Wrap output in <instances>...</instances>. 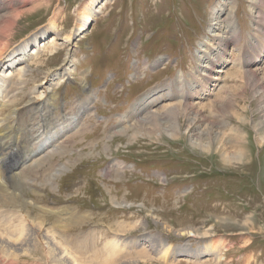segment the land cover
<instances>
[{
	"label": "rangeland",
	"instance_id": "1",
	"mask_svg": "<svg viewBox=\"0 0 264 264\" xmlns=\"http://www.w3.org/2000/svg\"><path fill=\"white\" fill-rule=\"evenodd\" d=\"M104 1H98L100 12L84 35L69 41L64 38L73 35L81 13L94 5L92 0H29L23 7L19 3L17 10H31L17 17L10 31L14 12L0 17V31L5 29L0 60L52 21L56 28L42 38L47 41L53 34L59 43L53 56L41 53L29 62L22 87L10 93L17 107L14 129L32 152L30 158L22 157L17 172L38 166L35 176L16 190L20 201L45 207L47 220L57 212L83 214L85 220L72 228L76 235L69 247L90 231L99 232V240L97 246L90 241L82 248L76 264H102L104 244L113 237L108 225L117 223L123 225L121 241L158 235L193 256H170L163 249L158 256L145 257L127 248L116 264H264V92L259 96L264 91V53L259 50L264 52V1ZM228 24L233 27L228 29ZM235 28L239 36L232 38ZM218 37L226 42L225 51ZM69 55L75 71L54 87L56 99L48 101L47 113L50 127L64 118L70 127L61 134L54 129L52 146L42 148L38 138L43 111L27 101L42 91L41 83ZM212 66L213 79L206 77L200 84L205 87L186 113L161 111L181 99L177 81L197 83L202 67ZM253 78L261 81L257 90ZM247 79L250 83L241 90ZM173 84L174 94L164 98V89L172 90ZM8 92L5 85L1 93ZM136 104L137 113L132 112ZM199 132L201 141L196 138ZM14 157L8 166L20 158ZM49 162L52 167L47 169ZM212 243H217L213 250ZM34 257L43 260L38 251ZM20 259L30 264L34 258Z\"/></svg>",
	"mask_w": 264,
	"mask_h": 264
},
{
	"label": "bare ground",
	"instance_id": "2",
	"mask_svg": "<svg viewBox=\"0 0 264 264\" xmlns=\"http://www.w3.org/2000/svg\"><path fill=\"white\" fill-rule=\"evenodd\" d=\"M28 1L29 0H17V1L16 0H0V17H2L3 13L7 11L10 12V14L14 12L13 13L14 16L12 18H9V21H8L9 31H10L9 28H12L13 24L16 22L17 17L24 14V12L31 10V9H25L23 11L17 10L16 5L21 3L19 7H23V4L27 3ZM98 1L99 0H92L91 3H93L94 5H92V7L88 9V11H85L84 9V11L81 13V15L83 16L79 19V24L73 28V31H71L73 35L71 36L67 35L64 38L65 41H69L72 37L75 38L74 35L76 36H79L81 34L84 35L85 29H87V27L92 22L94 17L100 12V7L102 5L99 6ZM42 4H45V2H42ZM260 14H261V11L260 9L257 8L256 10L257 19H260V16H261ZM53 16H55V14ZM53 22L54 21L50 22L48 27L45 28L42 33L36 34L32 37L30 36L31 39H29L28 41L25 40L23 41L21 46H17L11 49L7 53V55L2 57L0 60V264H26L25 261H21L20 259L22 255L31 256L34 258L30 264H76L77 257L82 256L84 254L82 248L85 247L87 243L90 241L93 242L95 246H97L98 244L97 242L99 240V232L90 231L84 234L82 238L80 237L81 239L76 238L75 247H69L68 242L71 240V237H74L76 235V234L74 236L72 235V232H73L72 228L74 226L80 225L82 221L85 220V217L83 216V214L81 215L78 211H72L71 213L69 212V214H71L69 215V214H66V212L54 213V210H50L51 212L54 213V215L51 217L52 220H47L45 217H46V214L49 213V211H46L47 209L45 207H40L39 204L27 205L26 203H24L23 199H22L23 202L20 201V199L22 198L20 193L16 194L17 192L16 190L20 191L22 186L26 184L25 181L27 180V178H31L32 176H35V174L32 175V173L37 170L38 166H35V167L31 166L21 172H17L18 168L22 165V162L24 160L22 157L30 158V156L32 155L31 154L32 152L29 146L25 144L26 142L25 138H23L20 133L17 134L16 130L14 129L15 126L17 127V121L14 119V114L17 112L16 110L17 107L13 108L15 107V104H13L15 100H12L13 95H11L10 93L12 92L11 89L13 87H15V89L17 88V90L22 87L24 83V76L26 75V71L29 68V62L33 58L35 57L37 58V56L41 53H47L48 55L53 56L55 53L58 52L57 45L59 43H56L57 37H55V35L53 36L52 34L51 35L52 37L48 39L47 41H44V39L42 38V35L46 36L49 32L52 31L51 28L52 29L56 28ZM227 27L228 29H230L231 27H233V25L228 24ZM2 29L5 30L4 28ZM3 30L0 31V35H2L1 32ZM234 32L235 33L233 34L230 32L232 38H235L237 35L239 36L236 28ZM5 33H7V31ZM39 38L41 39L39 40ZM2 41H0V43ZM218 41L221 43L219 47L221 49H224L225 47L223 44H225L226 42L221 37H218ZM259 45H257V47L255 48L258 49ZM247 46L251 50L254 49V45L250 42L247 43ZM259 50L261 51L260 52L261 54L264 53L261 50V48H259ZM246 52H248V49L246 50ZM247 54L248 53L245 54L246 61L249 64H251ZM203 57L206 58L207 55ZM208 59L210 62L209 57ZM211 61H213L214 63L218 62V60H215L214 58H212ZM61 65H62L61 67H56L55 70L51 71V73L47 77L46 82L41 83V84H45V85H42V91H39L40 93L37 94L33 98L29 97V100L27 101L28 105L30 104H32L33 106L36 105L35 109L37 110L41 109V111H43V115L41 116L42 120L40 121L41 124H39L41 136L40 138H38V145H40L42 148L46 147L47 145L50 146L53 143L54 138L52 137V135L54 134V129L57 130L56 131L57 134L58 133L61 134L60 132L62 129L67 130V127H70V123L67 122L69 119L67 120L66 118H64V120L61 121L62 124L53 125L52 127H50V124H48L50 123V120H51V117H49V113H47L48 101H54V99H56V93L54 91L55 90L54 87L58 86V82L61 78L70 76L75 71V68L73 66V60L70 58V55L65 59L64 63ZM211 69H213V66L212 67H202L203 73L199 75L201 76V79L198 78L197 83L193 79L190 81V80H186L185 78L180 81H177L176 85L178 86L179 84L180 86L179 89L182 92L181 99L179 100L177 105L170 106V104H168L169 107H165L161 111L164 112L167 110L168 113H172V114L176 113V111H179V113H183V114L186 113L187 109L190 108V107L188 108V106H190V104L193 103L192 102L193 97L198 94V91L199 92L201 91V88L205 87V86L200 87V84L206 81V77H209L210 80L213 79L211 77V72H210ZM253 71L250 70L248 72L250 76L255 77L256 75H255V72ZM237 72L235 71L234 73H237ZM255 78H253L255 82L252 83V86L253 88H255V90H257V88H259L262 85L260 84L261 81L256 80ZM14 82H16L17 85H14ZM251 82H253L252 79H251ZM244 83L249 84L250 79H247L246 82H243L242 84H240V86L242 87L241 90L245 89L243 85ZM217 84L218 83L214 85H217ZM5 85H7L9 89L8 96H5L3 93H1V90H3ZM177 88L178 87H176V89ZM174 91H175V86L173 84L172 90H169V88L164 89L163 97L167 98L168 96L174 94ZM263 92L264 91H261L259 96L262 95ZM262 97H264V94L262 95ZM37 105H41V106L37 107ZM211 105L210 107H213L214 104L212 106ZM193 107H194V104H193ZM8 108L10 109V112L8 114H4L5 111H8ZM196 109L198 110V108ZM263 109H264V106H263ZM138 111H139V108H138V105L136 104V107L135 109L132 110V112L137 113ZM140 112H141V107H140ZM168 113H165L166 117L170 116V114ZM194 115L196 114L194 113ZM192 120H195V119L192 118ZM211 124L213 126L212 120H211ZM153 125H156V124H153ZM159 126H160V123L156 125L157 128H160ZM208 131L212 132L213 130L210 128ZM27 132L28 130L26 131V133ZM29 134L31 136L33 135V132ZM202 134L203 132L201 133L199 132L196 134L198 135L196 138L199 139V141L203 139ZM207 134H208L207 139H209L210 133L207 132ZM25 148L26 150H24ZM10 157H14V158L20 157V158L12 162L11 165L8 166V163L12 161ZM4 164L7 166H5ZM46 167L47 169H50L52 167L51 162L47 163ZM14 169L16 170L14 171ZM6 176L8 180L11 181V185L7 184ZM11 188H13V191L11 190ZM23 203L25 204V208L22 207ZM31 207L37 210L36 214L31 213V209H30ZM10 208H13V209H10ZM39 209L41 212H38ZM113 227H117V229L116 228L114 229ZM113 227L108 225V228L112 231L111 234L113 233V237L111 239H107L106 243L104 244V249H106V252H105V260L102 261V264H106L107 261H109L108 264H116V259L119 258V255H121L122 260H123L124 258L123 255L125 251L124 252L122 251L126 250L127 248H128L127 251L129 252L130 250L135 249L138 256L140 254L145 253V257H147L150 253H154L155 255L157 254L158 256V254L163 249H166L167 253H169L170 256H173V255H176L177 257H179L180 255H183L184 257L193 256L192 253H190L186 249H182L181 247H176V248L171 247L168 243H166L158 235L154 236V235L146 234V235L139 236L137 239H134L135 241L129 240V242H127V241H124V239H122L121 241V238H120L121 232H124V230L122 229L123 227L122 223H117ZM83 241L85 242L83 243ZM216 245L217 243H212L210 245V249L211 250L215 249ZM138 248L139 250H137ZM185 248H188V247H185ZM37 251L40 252L41 257H43V260H41V262L38 261L39 257L37 259L34 257V252L36 253ZM12 260H16V263H13Z\"/></svg>",
	"mask_w": 264,
	"mask_h": 264
},
{
	"label": "crops",
	"instance_id": "3",
	"mask_svg": "<svg viewBox=\"0 0 264 264\" xmlns=\"http://www.w3.org/2000/svg\"><path fill=\"white\" fill-rule=\"evenodd\" d=\"M53 16V15H52Z\"/></svg>",
	"mask_w": 264,
	"mask_h": 264
}]
</instances>
